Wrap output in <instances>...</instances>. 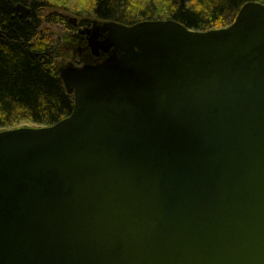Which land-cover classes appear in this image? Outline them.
I'll use <instances>...</instances> for the list:
<instances>
[{
	"label": "water",
	"instance_id": "water-1",
	"mask_svg": "<svg viewBox=\"0 0 264 264\" xmlns=\"http://www.w3.org/2000/svg\"><path fill=\"white\" fill-rule=\"evenodd\" d=\"M80 35L72 113L0 132V264H264V5Z\"/></svg>",
	"mask_w": 264,
	"mask_h": 264
},
{
	"label": "trees",
	"instance_id": "trees-1",
	"mask_svg": "<svg viewBox=\"0 0 264 264\" xmlns=\"http://www.w3.org/2000/svg\"><path fill=\"white\" fill-rule=\"evenodd\" d=\"M264 0H77L70 30L93 22L133 26L142 22L174 21L207 32L231 25L243 6ZM18 5L29 10L21 17ZM56 0H0V132L21 125L52 126L73 111L74 100L53 67L52 43L44 25L64 23Z\"/></svg>",
	"mask_w": 264,
	"mask_h": 264
},
{
	"label": "rangeland",
	"instance_id": "rangeland-1",
	"mask_svg": "<svg viewBox=\"0 0 264 264\" xmlns=\"http://www.w3.org/2000/svg\"><path fill=\"white\" fill-rule=\"evenodd\" d=\"M77 0H56V2L60 5V8H55L46 11V15L49 14H58L61 16L64 23L60 22L58 24L53 25H44L41 29V33L47 37V39L52 43L53 50L49 55L54 68L58 70L65 65L72 64L73 66H81L85 63H91L86 60L85 62H80L79 64H75L74 60L77 61L76 55L74 53L82 49L83 54H89L86 51V42L84 36L80 35V31L84 30V28H79L78 30H70L67 24L69 20L73 19L74 12H77V7H75ZM77 21L73 23L75 26ZM76 58V59H75ZM39 128L36 125H21L18 128ZM12 130V129H10Z\"/></svg>",
	"mask_w": 264,
	"mask_h": 264
},
{
	"label": "flooded vegetation",
	"instance_id": "flooded-vegetation-1",
	"mask_svg": "<svg viewBox=\"0 0 264 264\" xmlns=\"http://www.w3.org/2000/svg\"><path fill=\"white\" fill-rule=\"evenodd\" d=\"M82 52H83L82 49L79 48V50H77L74 53V55H76V58H77V61L74 60L75 64H79L80 62H85L86 60L90 59L89 54H83Z\"/></svg>",
	"mask_w": 264,
	"mask_h": 264
}]
</instances>
